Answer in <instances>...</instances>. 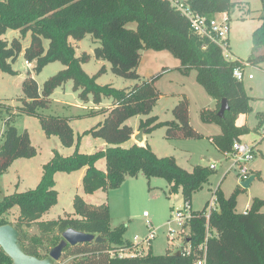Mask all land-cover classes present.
<instances>
[{
	"label": "trees",
	"instance_id": "obj_1",
	"mask_svg": "<svg viewBox=\"0 0 264 264\" xmlns=\"http://www.w3.org/2000/svg\"><path fill=\"white\" fill-rule=\"evenodd\" d=\"M184 3L209 19L224 12L231 18L236 8L233 0H186ZM130 23H135L136 28H128ZM8 31H18L19 38L9 41L5 38ZM28 34L31 41L24 50L23 41ZM88 35L99 46L94 49L93 56L84 53L78 57L72 42H81ZM143 50L167 51L180 61L181 72L197 71L198 82L216 100L215 108L202 111L201 119L221 127L222 133L212 139L220 152L231 151L235 141L250 134L249 127L238 125L237 120L252 111L251 99L243 82L237 81L233 73L238 68L246 70L245 63L252 67L263 65L264 68V54H261L264 50V23L253 33L252 54L244 62L227 58L218 45L196 35L189 21L170 0H0V71L17 75L12 65L22 53L27 63L35 64L36 74L56 62L65 67L49 78L42 88L31 76L24 80V98L17 110L19 114L38 118L47 137L57 136L62 146L73 147L75 137L70 119L41 113L49 108L55 91L72 81L73 90L84 105L93 103L99 106L104 98L113 100L105 112L104 121L79 137L81 140L90 134L104 141L108 146L106 150L86 155L80 153L77 145L75 152L67 157L54 151L52 159L43 166V176L36 189L15 192L0 201V227L9 224L5 216L18 208L19 216L14 227L20 233L23 249L39 259L48 257L68 229L104 239L100 243L68 245L57 264L67 260L68 264H195L202 255L198 248L203 243L208 264H264V201L254 199L247 213L238 212L237 198L244 190L241 187L228 198L216 192L218 207L211 213L210 237L206 238L205 210L208 204L204 211L192 212L191 219L182 226L190 229L191 237L185 240L179 256L171 250L164 255H154L150 247L145 255L120 258L119 250L136 249L125 239L127 227L112 228L109 206L89 204L80 196L73 200L74 217L67 213L64 218L42 221L58 200L55 190L57 173L72 174L86 169L82 186L87 195L118 189L127 178L139 175L147 179L164 178L170 184L171 195L182 192L187 207L191 206L193 196L209 185L217 173L208 166H196L189 172L178 165L174 157H158L149 145L124 147L135 134L127 122L137 115L149 116L159 99L154 80L142 81L138 73ZM93 57L96 61L109 63L114 75L138 83L123 90L98 85V79L107 72L106 65L102 64L93 76L83 70V65ZM223 100L228 102L230 110L220 119L218 112ZM3 106L0 103V107ZM2 112L0 109V117ZM173 113L176 121L160 123L157 117H152L141 123L139 130L152 133L160 127H167L169 139L200 138V133L190 124L186 98ZM263 123L264 114L259 117L256 131ZM36 154L29 133H20L8 119L0 145V176L16 160L32 158ZM100 160L105 161L104 171L96 166ZM35 224L40 234L31 236L25 230ZM189 247L191 252L188 255ZM112 251L117 253L115 257L111 255ZM0 264H13L1 247Z\"/></svg>",
	"mask_w": 264,
	"mask_h": 264
},
{
	"label": "rangeland",
	"instance_id": "obj_2",
	"mask_svg": "<svg viewBox=\"0 0 264 264\" xmlns=\"http://www.w3.org/2000/svg\"><path fill=\"white\" fill-rule=\"evenodd\" d=\"M171 3L177 0H170ZM185 2L186 0H178ZM236 8L230 18L229 52L227 55L234 60L246 62L252 54L253 33L264 23V0H233ZM128 28L135 29L136 24L130 23ZM18 31H8L5 38L12 41L19 38ZM31 41V35L23 41L25 50ZM76 48L77 56L84 53L93 56L94 49L99 46L95 43L91 35L85 37L81 42H72ZM48 46V42H46ZM264 54V50L261 54ZM107 72L98 79L100 86H112L115 89H130L138 81L126 80L114 75L109 63L104 62ZM17 75L12 76L0 71V103L4 105L0 117V145L3 142V133L6 121L9 119L20 133H29L32 145L37 149L36 156L32 158H22L16 160L8 170L0 176V201L5 196L15 192L23 193L34 190L39 185L43 176V166L53 157V152L57 151L61 156L72 155L77 145L82 154L90 155L106 149V144L100 139L93 138L90 134L82 136L86 131L92 129L97 124L104 121L106 113L113 100L104 98L101 105L93 103L83 104L78 93L73 90L72 81L59 87L51 97V104L48 109L41 111L48 116H63L70 119V124L74 131L75 145L64 147L57 136L47 137L43 132L40 120L35 117L19 114L17 112L23 104L22 84L24 80L31 76L42 88L43 84L52 76L63 70L65 67L59 63L48 65L40 74L34 71V63H28L22 53L17 61L12 65ZM102 64L94 57L91 61L83 65V70L89 75H95ZM181 63L167 51H141V61L138 73L142 81L154 80V85L159 93V99L153 107L149 116L137 115L132 117L127 125L139 131L141 123H145L152 117H157L158 122L176 121L174 109L185 98L189 103L190 124L198 133L197 139H169L167 127H160L152 133L144 132L146 145H149L158 157H174L183 169L192 172L196 166L206 167L217 165V173L212 176L210 184L203 190L197 192L191 200V209H186L183 195L180 191L171 195L170 184L164 178L147 179L143 175L136 178H127L123 185L108 192H99L95 195H87L83 192L82 179L86 169L72 174L57 173L55 176V190L58 192V200L55 206L43 217L42 221L56 220L59 217H66L67 213L72 217L74 214L73 200L75 196H80L93 205L107 204L109 206L111 227L117 228L125 225L127 231L125 239L134 242L138 237L141 241L151 232L154 234L152 241V253L154 255H164L168 250L173 252L181 251L186 244V239L190 238V229L182 228L179 215L188 217L191 212L204 211L206 203L209 205L217 199L216 192H221L228 198L235 189H238L239 167L231 171V162L225 161V156L212 142L213 137L222 133L221 127L215 123H207L201 119L204 110L214 109L216 100L209 95L197 80V71L191 70L188 74L180 71ZM253 75L254 80H249L248 76ZM246 94L251 99L252 111L248 115L240 116L238 125H247L251 130L249 135L243 137L246 144L261 142V133L256 128L259 124L260 115L264 114V68L263 65L246 68V78L243 82ZM86 107V109L83 108ZM89 113L97 115H88ZM78 116H84L77 118ZM145 131V129H142ZM141 131V130H140ZM79 143V144H78ZM133 144V143H132ZM130 142L124 145L125 148L132 146ZM260 149L264 154V142L260 144ZM100 170H105V161L100 160L96 164ZM247 169L257 171V178L249 189H244L237 198V211L244 213L254 199L264 201V157H259L254 162L246 165ZM209 210L206 207V212ZM19 216V209L10 211L5 219L15 226ZM183 221V218L181 219ZM29 235H39L38 226L35 224L25 230ZM212 233V231H210ZM146 252L150 251L147 244H144ZM65 261L62 264H68Z\"/></svg>",
	"mask_w": 264,
	"mask_h": 264
},
{
	"label": "built area",
	"instance_id": "obj_3",
	"mask_svg": "<svg viewBox=\"0 0 264 264\" xmlns=\"http://www.w3.org/2000/svg\"><path fill=\"white\" fill-rule=\"evenodd\" d=\"M172 5L189 21L190 26L192 31L200 36L201 38H206L210 40L211 42L215 43L218 45V47L222 50L223 54L231 59L227 54L229 52V34H230V17L227 13H220L217 14L213 18H207L206 16L199 15L195 13L189 5H187L184 2L180 1H174L172 2ZM28 64V63H27ZM246 68L247 67H252L248 63H245ZM234 77L237 79L239 82H244L246 78V70L243 69H236L233 73ZM249 80H254L253 75L248 76ZM261 133V142H264V123L259 129ZM245 137V136H244ZM260 141L259 142H254L252 144H246L243 140V137L235 141L232 145V150L228 152H223V155L226 157L225 161H229L232 163L230 170L231 171L235 167H239L238 170V181H239V186L241 183L247 181L251 176H255V180L257 178V171H253L251 169H247L246 165L249 163L254 162L256 159L259 157H264V154L262 150L260 149ZM217 165L218 164H213L209 165V168L217 170ZM254 180V181H255ZM218 207V202L217 199L213 200L209 205L207 212L205 213V217L207 220L206 223V238L211 236L210 233V217L211 213L216 210ZM186 209H191L190 207L186 206ZM249 209V208H248ZM248 209L245 210L244 213L248 212ZM191 213H189L188 217L185 218V215H179L180 223L183 225L186 224L191 219ZM183 218V221L181 219ZM149 231L150 233L148 234L145 239L142 241L138 238H134V242L132 243L134 247H136L135 251H130V249H125V250H119L118 256L120 258L130 256V257H137V256H142L145 255L147 252L144 249V244H147L149 249L152 247V241L154 240V234L151 232V226L149 225ZM199 251L202 252L201 257L196 261L195 264H208L207 261V249L205 246V243L201 244L198 248ZM191 252L190 247L187 249V254L189 255ZM112 256H116L117 253L115 251H112L111 253Z\"/></svg>",
	"mask_w": 264,
	"mask_h": 264
},
{
	"label": "water",
	"instance_id": "obj_4",
	"mask_svg": "<svg viewBox=\"0 0 264 264\" xmlns=\"http://www.w3.org/2000/svg\"><path fill=\"white\" fill-rule=\"evenodd\" d=\"M230 110L228 102L222 101L218 117L224 118L227 111ZM144 130H141L138 135H135L134 140L137 144L143 143ZM255 180V176H251L247 181L241 183L242 189H249ZM62 241L49 252V255L45 259H39L37 257L28 255L21 244L20 233L12 225L7 224L0 227V247L4 250L6 255L12 259L13 264H57L62 258L65 248L70 246H76L81 243H89L95 241L96 243L102 242L104 239L101 236H95L83 232L76 231L74 229H68L62 234ZM176 255H181V251H177Z\"/></svg>",
	"mask_w": 264,
	"mask_h": 264
},
{
	"label": "crops",
	"instance_id": "obj_5",
	"mask_svg": "<svg viewBox=\"0 0 264 264\" xmlns=\"http://www.w3.org/2000/svg\"><path fill=\"white\" fill-rule=\"evenodd\" d=\"M101 64H104V62H101V61H99ZM83 108L84 109H86V107L85 106H83ZM135 131V134H134V136L132 137V140L130 141V143L132 144H137V142L134 140V137H135V135H138V133L140 132V130L138 131H136V130H134ZM132 144V145H133ZM137 145H139V146H142V147H144V146H146V143H145V138H143V143H141V144H137ZM108 146H107V144H106V148H107ZM106 150V149H105ZM84 175H85V171H84ZM84 177V176H83ZM99 192H102V191H98V192H96L95 194H97V193H99ZM95 194H93V195H95ZM90 196H92V195H90Z\"/></svg>",
	"mask_w": 264,
	"mask_h": 264
}]
</instances>
